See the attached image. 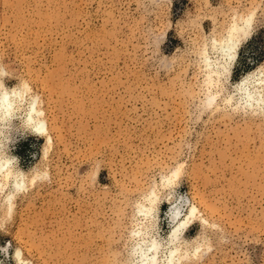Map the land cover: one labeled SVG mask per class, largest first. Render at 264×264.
<instances>
[{
  "label": "rangeland",
  "instance_id": "rangeland-1",
  "mask_svg": "<svg viewBox=\"0 0 264 264\" xmlns=\"http://www.w3.org/2000/svg\"><path fill=\"white\" fill-rule=\"evenodd\" d=\"M249 17L229 81L206 84L202 55ZM254 70L264 0H0V83L25 91L0 139V264H137L151 239L160 264L174 246L264 264V112L226 103ZM34 100L45 136L23 125Z\"/></svg>",
  "mask_w": 264,
  "mask_h": 264
},
{
  "label": "bare ground",
  "instance_id": "bare-ground-1",
  "mask_svg": "<svg viewBox=\"0 0 264 264\" xmlns=\"http://www.w3.org/2000/svg\"><path fill=\"white\" fill-rule=\"evenodd\" d=\"M251 22L252 18L250 17L246 19L238 18L228 31L227 35H224L220 42L214 40L211 52L215 56L212 57L209 51H205L202 55L207 77L206 84L213 85L214 82L222 83L226 80L229 81L233 65L237 60L238 49L242 41L250 32ZM263 75L264 73L261 70H254L244 76L231 88V91L227 93L228 96L226 98V103L228 105L235 106L236 109L239 108L240 111L243 110L245 112H251L255 115L260 114V112H264ZM24 93V90L19 89L9 91L0 83V139L1 136L5 134L4 130H6L7 126L10 124L11 119L14 118V116H16L21 110ZM215 95L216 94L214 93H209L207 95L205 99L206 106H210L215 103ZM41 115L42 111L38 109L36 100L29 104V108L27 110H24L23 125L37 136H45L47 134V124L44 120H42ZM47 138L50 141V137L47 136ZM11 162L12 161L9 158L0 159V172H7V174L5 173L6 177L13 175L11 172ZM13 183L16 189L20 190L23 187L24 181L22 177L19 179V176H15ZM151 202L154 201L151 200ZM171 210V218H173V221L178 220L182 214L181 205L173 206ZM140 212L144 214L145 217H148L151 214L152 209L151 207L143 206L140 209ZM196 213L197 208L195 206L189 208L185 218L179 221L175 228L171 230L169 237L170 243H174L179 239L181 232L189 227ZM160 246L161 243L155 239L146 241L144 245L138 244L136 248L138 255L137 264H160L158 263L159 261L157 256ZM168 252L169 254L165 257L166 261L164 264H175L177 262L176 254L178 249L175 246L172 248L170 247Z\"/></svg>",
  "mask_w": 264,
  "mask_h": 264
}]
</instances>
